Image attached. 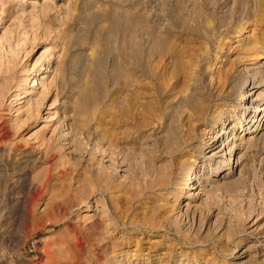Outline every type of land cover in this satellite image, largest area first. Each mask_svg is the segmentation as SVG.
Listing matches in <instances>:
<instances>
[{
	"label": "rangeland",
	"instance_id": "rangeland-1",
	"mask_svg": "<svg viewBox=\"0 0 264 264\" xmlns=\"http://www.w3.org/2000/svg\"><path fill=\"white\" fill-rule=\"evenodd\" d=\"M263 79L264 0H0V264H264Z\"/></svg>",
	"mask_w": 264,
	"mask_h": 264
},
{
	"label": "bare ground",
	"instance_id": "bare-ground-1",
	"mask_svg": "<svg viewBox=\"0 0 264 264\" xmlns=\"http://www.w3.org/2000/svg\"><path fill=\"white\" fill-rule=\"evenodd\" d=\"M130 58V57H129ZM264 80V79H263ZM262 80V81H263ZM264 82V81H263ZM252 84H255V81L254 80H252V82H251ZM242 96H249L250 95V92H244V93H242L241 94ZM255 102H257V100H259L258 99V97H256L255 99ZM253 105H252V107H254L253 109V113L255 114V112H257L258 110L259 111H262V112H264V106H258V105H256V104H254V103H252ZM256 116V115H255ZM255 116H253V117H255ZM233 127H234V125H233ZM29 210V209H28ZM25 214V213H24ZM30 213H29V211L28 212H26V214L25 215H29ZM30 216V215H29ZM32 216V215H31ZM27 219H28V217H26ZM50 223H52V224H64V227H66L67 229H69L70 231H72L73 230V228H72V226L74 225V223L71 221V220H69L68 219V215L67 216H59V217H56L55 219H53V220H51L50 221ZM45 226L46 225H44V224H42V225H40L39 226V228L40 229H43V228H45ZM76 229V228H75ZM76 230H79V229H76ZM74 233V232H73ZM76 233V232H75ZM74 233V234H75ZM72 234V233H71ZM74 236V235H73ZM78 236V235H77ZM76 236V237H77ZM80 237V236H79ZM70 238H72V237H70ZM73 238H75V237H73ZM76 239H81V238H76ZM75 239V240H76ZM74 239H71L70 241H73ZM81 242V241H80ZM82 243V242H81ZM65 244V243H64ZM72 244V243H71ZM73 246H74V243L72 244ZM60 247V246H59ZM62 247H63V245H62ZM62 247H60V248H58V249H60L61 250V248ZM66 247V246H65ZM62 249H64V248H62ZM88 249V248H87ZM59 250V251H60ZM82 250H83V248H82ZM82 250H81V248H80V245H78V242L77 243H75V246L74 247H70V248H67V249H64V250H62V251H64V252H66V255H65V257H62V258H59V259H56V254H55V256L56 257H54V254H51V256L49 257V259H50V263L51 264H80V261L82 260ZM56 252V251H55ZM133 255H135V253H132ZM63 254H61V256H62ZM64 256V255H63ZM58 260L59 262H56V261H54V260ZM52 260V261H51ZM85 262V261H84Z\"/></svg>",
	"mask_w": 264,
	"mask_h": 264
}]
</instances>
